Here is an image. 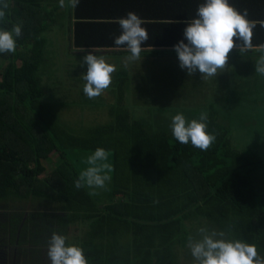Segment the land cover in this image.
Masks as SVG:
<instances>
[{
	"label": "trees",
	"instance_id": "1",
	"mask_svg": "<svg viewBox=\"0 0 264 264\" xmlns=\"http://www.w3.org/2000/svg\"><path fill=\"white\" fill-rule=\"evenodd\" d=\"M8 3L0 28L20 24L22 35L15 53L0 54V200L36 198L53 208L25 215L0 206L1 248L17 247L22 264H40L49 260L47 244L56 232L67 237V244L81 247L88 264H178L176 246L185 247L189 234L211 223L255 244L264 255V193L256 183L262 160L232 146L231 127L211 111L207 131L216 136L212 146L201 151L180 144L166 128L165 110L139 120L124 107L129 79L124 72L109 122L76 135L46 100L40 75L48 27L42 25L43 1ZM181 7L179 0H80L73 9L72 44L78 50L128 55L114 39L121 33L118 19L134 12L149 35L141 56L165 58L184 40L188 15ZM252 44H264V36ZM237 106L239 100L231 98L229 108ZM248 135L262 138L263 131ZM96 148L110 153L111 180L90 195L93 189H76L74 181ZM203 219L208 225H201ZM73 227L83 230L76 241L69 238ZM122 236L134 237L125 243Z\"/></svg>",
	"mask_w": 264,
	"mask_h": 264
},
{
	"label": "rangeland",
	"instance_id": "2",
	"mask_svg": "<svg viewBox=\"0 0 264 264\" xmlns=\"http://www.w3.org/2000/svg\"><path fill=\"white\" fill-rule=\"evenodd\" d=\"M42 25L48 26L43 33L46 38V63L40 69L45 88L46 100L50 102L61 121L76 135L84 136L87 132L100 124L109 122V109L117 103V87L121 73L126 72L129 77L125 86L124 107L135 117L151 119L154 113L165 110L166 128L171 124V118L182 113L187 120L198 119L202 111L209 114L211 111L219 118V122L232 130V146L245 153H251L260 157L262 162L256 173L258 188L264 193V138L250 137L261 130L258 117L250 112H244L241 105L245 101V85L242 84L239 90L231 87V80L227 78L228 71L220 73L217 77L202 80L201 74L197 71L188 76L186 70L179 67L176 52H167L165 58L141 56V59L132 63L127 69L122 65L123 56L106 54L105 50L91 48L94 54L104 56L106 62L116 67L112 74V83L105 92L97 98L88 99L83 93L84 81L81 75L86 73L87 65L83 64V57L88 51L76 49L71 42V11L72 7L65 0V7H60L59 0H44L42 3ZM249 76L243 78L245 81ZM264 80V79H262ZM179 96V98H178ZM172 98V104L166 102ZM231 98L237 99L240 106L229 108ZM178 103V104H177ZM156 109L160 111H156ZM160 114V113H158ZM232 117V118H231ZM254 119L256 123L250 122ZM250 122V123H249ZM160 125V123H158ZM161 126V125H160ZM53 176L49 178V181ZM9 190L17 191V187H10ZM0 206H7L11 212H25L30 214L35 208L52 209L53 205L36 198L19 199L16 196L8 197L7 201L0 200ZM16 208V210H14ZM204 219L201 225H208ZM188 228L191 223L186 222ZM199 226L195 223L193 227ZM201 227V226H200ZM209 228H216L209 224ZM198 228V227H197ZM192 232V234H194ZM83 235V230L73 227L69 238L77 240ZM229 239H235L228 235ZM258 253L262 254L259 249ZM175 253L183 264L192 261L187 247L176 246ZM30 262L35 263L32 259ZM43 261L40 264H48Z\"/></svg>",
	"mask_w": 264,
	"mask_h": 264
},
{
	"label": "clouds",
	"instance_id": "3",
	"mask_svg": "<svg viewBox=\"0 0 264 264\" xmlns=\"http://www.w3.org/2000/svg\"><path fill=\"white\" fill-rule=\"evenodd\" d=\"M79 2L67 0L72 8L77 7ZM59 5L65 7V0H59ZM8 8V0H0V22L6 21ZM117 22L121 33L115 37L114 44L126 47L129 54L123 57L122 65L127 69L141 59L142 44L149 39V35L142 26L143 20L134 12H128ZM186 24L183 29L184 40L173 47L179 67L186 70L188 76L199 71L202 80L217 77L228 68L229 54L234 48L241 55L253 48L255 23L247 18L246 9L241 13L229 0H204L198 6L195 17L186 21ZM21 35L20 24H14L10 30L0 28V54L15 53L16 41ZM256 50L260 55L255 64V72L264 76V44L258 45ZM82 63L87 65L86 73L81 75L85 82L83 93L88 99L97 98L111 85L116 67L92 50L83 57ZM207 120L208 114L205 111L200 113L198 119L190 121L184 114L177 113L171 118L172 136L180 144L191 143L194 148L206 151L216 140V136L207 131ZM109 156L110 153L104 148H96L88 155L84 161L88 166L74 181L75 188L93 189L90 195L97 194L95 189H105L111 180ZM228 235L223 230L207 226L198 227L194 234H189L186 247L192 257V264H264V256L258 253L255 244L229 239ZM66 241V236L52 233L47 244L50 264H88L83 249L75 244H67Z\"/></svg>",
	"mask_w": 264,
	"mask_h": 264
},
{
	"label": "crops",
	"instance_id": "4",
	"mask_svg": "<svg viewBox=\"0 0 264 264\" xmlns=\"http://www.w3.org/2000/svg\"><path fill=\"white\" fill-rule=\"evenodd\" d=\"M203 2L204 0H179V3L182 5L181 8L186 12V15H188V20L195 17L198 6ZM229 3L241 13H243L245 9L247 10V18L255 23L252 40H261L262 36H264V26H262V22H264V0H229ZM73 9L74 8H72L71 11L72 25L70 29L72 43L76 22ZM132 9H135V7L132 6ZM257 46L258 45H253V48L244 55H241L237 48H234L230 52L227 65V78L231 80V87L234 89L237 88L239 90L242 84H246L245 92H243L245 101H243L241 105L244 107V112L260 115L257 119L258 123L261 124L264 121V80H262L264 76H260L255 72V64L260 55L256 50ZM105 52L107 54V51ZM108 55L110 56V54ZM246 75L249 77L243 81ZM250 122L256 123L254 119H250ZM262 138H264V131ZM133 237L134 236H122L121 242H131ZM260 255L264 256L263 253ZM189 263H192V261L189 260ZM178 264H183V262L178 259Z\"/></svg>",
	"mask_w": 264,
	"mask_h": 264
},
{
	"label": "flooded vegetation",
	"instance_id": "5",
	"mask_svg": "<svg viewBox=\"0 0 264 264\" xmlns=\"http://www.w3.org/2000/svg\"><path fill=\"white\" fill-rule=\"evenodd\" d=\"M18 248H1L0 246V264H22L21 258H18Z\"/></svg>",
	"mask_w": 264,
	"mask_h": 264
}]
</instances>
